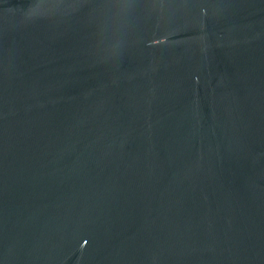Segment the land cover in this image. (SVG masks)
<instances>
[{
    "label": "water",
    "instance_id": "obj_1",
    "mask_svg": "<svg viewBox=\"0 0 264 264\" xmlns=\"http://www.w3.org/2000/svg\"><path fill=\"white\" fill-rule=\"evenodd\" d=\"M0 264H264V0H0Z\"/></svg>",
    "mask_w": 264,
    "mask_h": 264
}]
</instances>
